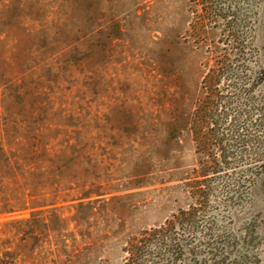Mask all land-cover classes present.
I'll return each instance as SVG.
<instances>
[{"label":"rangeland","instance_id":"obj_1","mask_svg":"<svg viewBox=\"0 0 264 264\" xmlns=\"http://www.w3.org/2000/svg\"><path fill=\"white\" fill-rule=\"evenodd\" d=\"M8 208V264H264V0H0Z\"/></svg>","mask_w":264,"mask_h":264},{"label":"trees","instance_id":"obj_2","mask_svg":"<svg viewBox=\"0 0 264 264\" xmlns=\"http://www.w3.org/2000/svg\"><path fill=\"white\" fill-rule=\"evenodd\" d=\"M197 122L200 123V124H202V120L201 119L198 120ZM13 212H15V211H13L12 209L8 208V210H3L2 212H0V215L11 214ZM185 218H186L185 215H184V218L181 217V219H182L181 221H184ZM185 221H187V220H185ZM17 222H24V221L23 220H17ZM26 223L28 224V221H26ZM175 227H176V224L175 223L172 224V225L170 223L169 224V227H167L166 230L165 229H161V230L156 231V236L159 237V238L160 237L161 238L162 237H165V238L168 239V237L171 234V238H172V237H174L173 236V230L175 229ZM173 242H174V240H173ZM181 245H183V244L176 243V244H173L172 248H170V253L171 254L174 253L172 255V258H173V260H174L175 263L178 262L179 258H182V256L184 255V252H182V249H181ZM215 246L216 245L213 242H209L210 250H212V251L215 250L216 249ZM3 253H4L5 256L10 255V252L9 251H5ZM211 254H213V253H211ZM213 256H214V254H213ZM227 257H228V255H223V258L226 259V260H227ZM5 261H6V258L0 257V263L1 264H3V263L4 264H8Z\"/></svg>","mask_w":264,"mask_h":264}]
</instances>
